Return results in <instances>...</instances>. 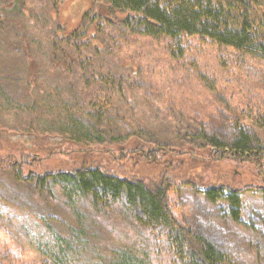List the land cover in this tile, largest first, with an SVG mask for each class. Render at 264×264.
I'll list each match as a JSON object with an SVG mask.
<instances>
[{"label":"trees","instance_id":"1","mask_svg":"<svg viewBox=\"0 0 264 264\" xmlns=\"http://www.w3.org/2000/svg\"><path fill=\"white\" fill-rule=\"evenodd\" d=\"M64 1L0 0V113L26 112L18 120L29 121L27 131L32 142L39 141L32 138L43 130L51 132V142L59 146L64 142L63 149L87 146L89 142L106 144V138L115 133L112 139L126 141L131 135L142 144H147L144 139L151 141L145 149L147 156L155 149L162 151L166 144L158 138H145V133L138 130L145 126L144 132L154 131L168 120L157 121L151 109L140 114L144 121L143 117L137 120L133 97L123 89L126 86L133 91L137 84L126 79L116 53L127 34H140L162 42L170 57H182L184 39L198 37L235 54V65L245 71L239 70L242 74L237 78L257 81L259 92L258 96L239 98L238 105L223 120L224 134L202 123L199 133L206 139L203 146L210 148L206 155L214 153L235 162L262 159L264 0H95L100 7L91 16L87 14L73 31H67L54 18ZM43 30L48 32L45 37L38 35ZM30 59H38L43 68ZM247 60L262 65L249 66ZM29 63L34 66L28 67ZM43 70L50 78L42 88L38 80L44 76ZM19 81L22 91L11 89ZM210 87L214 89L215 85ZM132 118L135 120L131 122ZM178 119L170 117L169 122ZM30 156L19 159L13 154L0 155V173L10 171L12 181L24 180L35 189L37 200L63 206L75 213L77 220L75 228L56 229L46 223L44 230L37 231L34 246L40 255L39 264H159V255L165 264H225V256L175 212V203L178 205L173 195L179 193L181 183L174 178L163 175L158 181H145L124 177L106 169L110 166L106 162L92 160L37 172L32 165L39 155ZM197 189L211 203L226 202L232 220L238 221L243 190L224 186ZM257 190L264 197V188ZM5 203L0 198V222L8 219ZM116 204L131 218L133 241L122 240L119 246L109 247L106 254L92 253L82 210L94 218ZM138 229L149 237L144 248ZM9 242L10 251L17 252L19 244Z\"/></svg>","mask_w":264,"mask_h":264},{"label":"rangeland","instance_id":"2","mask_svg":"<svg viewBox=\"0 0 264 264\" xmlns=\"http://www.w3.org/2000/svg\"><path fill=\"white\" fill-rule=\"evenodd\" d=\"M98 7L100 4L95 0H65L54 18L67 31H73L87 14L91 16ZM47 33L43 30L38 35L45 37ZM184 40V56L170 57L162 42L140 34H127L116 53L123 74L128 76L126 79L137 84L133 91L123 87L124 93L133 97L134 103H131L137 107V120L143 117L144 121L145 117L140 114L150 109L158 117L157 121L168 120L157 130L144 132L145 126L138 130L145 133L143 137L150 140L158 138L166 144L162 151L155 149L147 156L145 149L152 145L151 141L144 139L142 141L147 144H142L131 135L126 141L112 139L115 133L106 138V144L89 142L87 146L71 145L63 149L61 145L64 142L60 146L58 142H51V132L43 130L32 138L39 141L32 142L27 131L29 121L18 120L26 114L23 112L0 113V155L13 154L19 159H24V155H39L34 157L37 161L32 165L37 172L69 168L84 160H92L106 162L110 165L106 169L124 177L158 181L163 175H168L181 183L179 193L173 195V201L178 205L176 207L175 203V212L196 234L203 236L225 256V264H264V197L257 190L264 188V153L261 160L250 162L220 159L214 153L209 157L206 152L210 148L203 146L206 139L199 133L202 123L205 128L219 130L220 135L227 132L223 120L238 105L241 96L259 95L255 86L257 81L246 82L243 77L237 78L241 69L235 65V54L230 51L198 37H186ZM30 60L43 68L38 59ZM247 64L262 65L253 60H247ZM33 66L32 63L28 65ZM43 73L44 76L38 80L42 88L43 82L50 78L48 72L43 70ZM17 84L11 89L22 91V81ZM113 88L118 92L116 86ZM176 116L179 118L176 123L169 122L170 117ZM128 118L129 122L131 118ZM133 120L135 118L131 122ZM195 124H198L197 128ZM27 170L26 167L23 172ZM9 173H0V194H4L0 198L7 201L6 206H2L8 209L5 213L8 219L0 222V264H39L40 255L34 246L37 231L44 230L46 223L56 229L64 230L70 225L75 228L76 214L56 203L43 204L41 199L35 198V189L24 180L12 181ZM187 181L195 185L183 183ZM219 186L243 190L238 221L232 220L226 202L211 203L197 189ZM82 211V222L88 227L87 239L92 253L106 254L109 247L119 246L122 240L133 241L130 236L133 234L131 218L126 216L120 204L94 218ZM136 231L138 233L139 229ZM143 232H139V241L144 243V248L149 237ZM9 241L19 244L17 252L10 251ZM157 262L165 264L164 257L159 255Z\"/></svg>","mask_w":264,"mask_h":264}]
</instances>
